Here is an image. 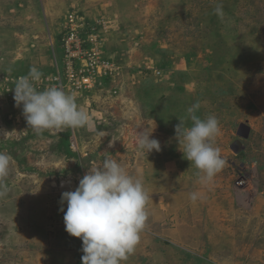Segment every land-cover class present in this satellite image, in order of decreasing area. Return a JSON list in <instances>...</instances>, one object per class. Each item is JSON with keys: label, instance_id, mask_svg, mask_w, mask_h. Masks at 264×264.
I'll use <instances>...</instances> for the list:
<instances>
[{"label": "rangeland", "instance_id": "1", "mask_svg": "<svg viewBox=\"0 0 264 264\" xmlns=\"http://www.w3.org/2000/svg\"><path fill=\"white\" fill-rule=\"evenodd\" d=\"M69 11L108 31L105 52L124 73L75 95L85 126L37 134L6 89L32 67L48 76L62 66ZM197 102V116L219 121L212 143L226 161L206 183L175 132L179 119L191 126ZM144 127L160 152L138 148ZM0 130V152L13 158L0 189V264H82L62 193L106 156L149 196L146 228L121 264H264V0H0Z\"/></svg>", "mask_w": 264, "mask_h": 264}, {"label": "clouds", "instance_id": "2", "mask_svg": "<svg viewBox=\"0 0 264 264\" xmlns=\"http://www.w3.org/2000/svg\"><path fill=\"white\" fill-rule=\"evenodd\" d=\"M214 11L221 17L224 15L222 5ZM41 76L32 67L14 88L16 107L22 106L28 127L40 134L44 130L85 126L89 114L78 105L75 94L58 86L38 91L36 82ZM199 108V102L190 106L187 112L191 126L186 127L185 121L179 119L175 132L184 158L199 170L200 182L206 183L224 168L226 161L212 143L220 131L218 119L214 115L201 119L196 115ZM154 130L144 127L137 136L138 148L149 154L162 150L160 142L151 138ZM7 133L0 130V137ZM12 159L11 155L0 152V189L5 187L3 180L9 174ZM197 196L196 192L190 194L193 201ZM148 200L142 180L129 174L110 156L105 157L102 168L89 169L74 191L62 193L61 204H67L66 211L60 209L64 213L65 229L72 237L82 240V264H121L126 260L146 228Z\"/></svg>", "mask_w": 264, "mask_h": 264}, {"label": "built area", "instance_id": "3", "mask_svg": "<svg viewBox=\"0 0 264 264\" xmlns=\"http://www.w3.org/2000/svg\"><path fill=\"white\" fill-rule=\"evenodd\" d=\"M63 29L60 38L62 66L51 75L41 76L40 81L36 82L38 91L58 86L67 93L80 96L96 90H104L103 86L106 83L104 80L118 82V77L124 73V65L116 56L105 52V34L108 31L105 33L101 25L91 27L86 23L85 17L80 16L77 11L67 13ZM149 71L153 70L149 69ZM155 72L156 75H160L157 70ZM18 79H14L13 85L6 89L7 97L15 107L13 97ZM120 84L113 86L110 90L111 96H117L120 93ZM16 108L22 111V106ZM74 142L73 140L72 143Z\"/></svg>", "mask_w": 264, "mask_h": 264}, {"label": "water", "instance_id": "4", "mask_svg": "<svg viewBox=\"0 0 264 264\" xmlns=\"http://www.w3.org/2000/svg\"><path fill=\"white\" fill-rule=\"evenodd\" d=\"M244 127H246V126H245V125H242L241 128H244ZM247 131H248V132L250 131L249 128H248ZM239 135L242 136V137H244V138H247V137H248L247 134H246V135H243L242 133H241V134L239 133ZM236 146H238V147H240V148H238V149L236 150V149H235ZM233 149L235 150V152H236L237 154L240 153V152H241V144H240L239 142L236 143L235 145H233Z\"/></svg>", "mask_w": 264, "mask_h": 264}]
</instances>
